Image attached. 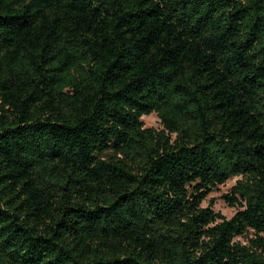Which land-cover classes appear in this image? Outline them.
I'll use <instances>...</instances> for the list:
<instances>
[{"label": "trees", "instance_id": "obj_1", "mask_svg": "<svg viewBox=\"0 0 264 264\" xmlns=\"http://www.w3.org/2000/svg\"><path fill=\"white\" fill-rule=\"evenodd\" d=\"M0 264H264V0H0Z\"/></svg>", "mask_w": 264, "mask_h": 264}, {"label": "rangeland", "instance_id": "obj_2", "mask_svg": "<svg viewBox=\"0 0 264 264\" xmlns=\"http://www.w3.org/2000/svg\"><path fill=\"white\" fill-rule=\"evenodd\" d=\"M144 128H153V129H161L162 125L160 123V119L155 113H151L147 116H143L141 118ZM240 177H235L233 179L228 180L223 185H219L213 191H211L205 200L202 202V207H210L214 210V212L221 213L225 218H231L235 212L238 210L237 206L228 205L225 196L230 194L231 188L235 185L236 181ZM240 239V238H236Z\"/></svg>", "mask_w": 264, "mask_h": 264}]
</instances>
